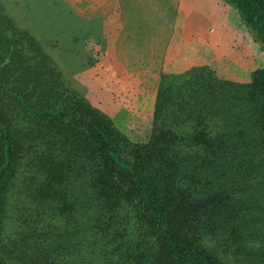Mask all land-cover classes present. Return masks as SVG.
<instances>
[{
	"label": "trees",
	"instance_id": "trees-1",
	"mask_svg": "<svg viewBox=\"0 0 264 264\" xmlns=\"http://www.w3.org/2000/svg\"><path fill=\"white\" fill-rule=\"evenodd\" d=\"M224 2L264 52V0ZM18 44L0 30V264H264V67L162 73L133 142Z\"/></svg>",
	"mask_w": 264,
	"mask_h": 264
},
{
	"label": "crops",
	"instance_id": "crops-1",
	"mask_svg": "<svg viewBox=\"0 0 264 264\" xmlns=\"http://www.w3.org/2000/svg\"><path fill=\"white\" fill-rule=\"evenodd\" d=\"M70 2L66 12L81 39L93 41L95 55L111 57L129 74L127 100L140 106L144 119L152 112L160 73L189 71L226 58L241 69L233 78L243 80L263 56L254 42L243 43L221 0Z\"/></svg>",
	"mask_w": 264,
	"mask_h": 264
},
{
	"label": "rangeland",
	"instance_id": "rangeland-1",
	"mask_svg": "<svg viewBox=\"0 0 264 264\" xmlns=\"http://www.w3.org/2000/svg\"><path fill=\"white\" fill-rule=\"evenodd\" d=\"M70 1L0 0V30L8 37L18 40L16 48L29 63L57 71L59 81L66 91L75 94L101 114L116 131L133 142L146 141L152 130L155 99L152 112L145 115L146 119L142 117L140 106L128 103L127 96L131 93L126 88L129 74L121 72L119 65L113 64L111 57L95 55L93 41L90 43L87 39H81L78 25L70 22L66 12V6L69 8V4L74 2ZM221 2L225 4L228 20L242 35L243 43L246 45V40L249 45L254 42L260 54L259 51L262 50L252 33L241 23L236 11L224 0ZM253 54L254 52L252 57ZM257 65L246 73V79L243 80L233 78L241 69L230 59L224 58L205 66L213 69L217 76L246 82L250 72L264 67V52L262 58L258 56ZM10 229L11 226H7V230Z\"/></svg>",
	"mask_w": 264,
	"mask_h": 264
}]
</instances>
